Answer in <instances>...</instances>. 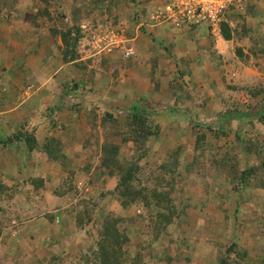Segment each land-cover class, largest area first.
Segmentation results:
<instances>
[{
  "label": "rangeland",
  "instance_id": "1",
  "mask_svg": "<svg viewBox=\"0 0 264 264\" xmlns=\"http://www.w3.org/2000/svg\"><path fill=\"white\" fill-rule=\"evenodd\" d=\"M164 1L0 0V67L19 65L21 58L26 60L22 56L27 54L29 63L34 65L37 61L32 51L40 53L42 49H54L51 51L56 53L54 59L64 64L71 63L74 56L76 62L62 68L58 85L70 98L57 102L55 105L60 106L56 111L51 105L47 129L51 131L50 128L60 126L62 117L68 121L72 117L66 111H75L78 107L90 128L87 143L79 152L80 157L86 158L81 162L88 160L82 168L89 176L73 168V175L68 174L61 165L57 172L62 170L61 174L68 175L53 181L61 186L51 190L54 183L48 180L45 191L40 192L38 182L30 181V174L44 177V172L39 170L40 166L31 169L28 165L30 173L13 184L15 193L11 185L1 182L0 264H102L95 257L99 244L105 240L100 230L107 221L113 223L115 219H121L116 227L129 237L120 254L125 264H189L188 257L195 264H218L221 260L225 264H264V188L256 184L264 173L261 166L264 133L259 129L257 132L256 126L251 127L244 117L243 123H231L236 118L234 113L237 116L248 113L253 104L244 112L243 103L251 101L244 100L242 89L227 93L223 76L222 89L211 87L213 94H201L205 100L195 95L192 98L198 102L187 105L184 95L187 88L191 90L188 83L193 81L189 75L191 65L187 63L195 55L190 38L191 49L188 48L187 31L166 37L148 30L151 24H156L152 19L163 8ZM248 4L249 0L242 9L234 4L222 16L221 23L237 13L247 12ZM66 35L68 39L63 42ZM134 38L136 41L132 43ZM128 41L132 44L129 47L136 46V55L131 58L125 56ZM210 53L208 63L213 53L214 58L218 57L216 51ZM263 58L264 54L254 55L250 61L264 68ZM217 64L220 69L221 63ZM256 76L258 82L252 86L263 88L264 73ZM194 82H198L197 78ZM141 89L144 90L139 93ZM252 89H246L248 98L254 92ZM202 100L203 103L199 102ZM208 102L214 108L210 113L206 110ZM133 104L146 110L145 127L134 125ZM170 108L182 113V117L172 110L170 113ZM226 114L230 117L228 128V121L223 117ZM191 116L195 119L191 120ZM259 118L264 123L263 110ZM173 119L185 120L192 127L187 132L180 131L182 136L176 135L174 126L169 124ZM26 124L20 121L18 127ZM135 132L149 133L141 139L145 144L135 141ZM124 138L129 141L124 143ZM195 139V150L176 146L179 140ZM110 142L120 144L122 157L138 166L136 187L146 188L144 191H150L149 195L154 191L164 193L173 201L178 211L167 228L168 236L155 240V205L148 209L138 200L125 207L126 201L115 193L119 177L96 173L103 149ZM16 144L28 152L23 144ZM245 145H252L250 148L256 153L249 156ZM58 151L63 155L60 145ZM174 152L178 153V162L172 159ZM88 153L89 158L85 156ZM139 156L142 157L140 165L136 162ZM33 157L38 159L37 155ZM27 160L31 162L30 154ZM164 162L171 164L169 173L161 168ZM227 165L233 169L232 179L220 176L221 168ZM44 166L48 179L54 176V168L48 169L45 161ZM248 166H257L260 170L245 180L243 170ZM71 186L70 193L63 197ZM207 201L221 211L208 215L201 209V213L187 214L190 207H199Z\"/></svg>",
  "mask_w": 264,
  "mask_h": 264
},
{
  "label": "crops",
  "instance_id": "2",
  "mask_svg": "<svg viewBox=\"0 0 264 264\" xmlns=\"http://www.w3.org/2000/svg\"><path fill=\"white\" fill-rule=\"evenodd\" d=\"M248 8L249 10L247 12H242V14L237 13L236 15H233L231 18H229V20L224 21L226 22L230 30L229 38H224L221 31L219 33L211 31L209 25L207 24H197L193 29H191L192 27L177 28L166 24H151V26L148 27V30H152L153 33L160 32L165 36H171L172 34L175 35L178 32L183 33L184 31H187L186 39L188 41V48L191 49L192 47V49L195 50V53L194 51H191L193 54H195L192 56V62L190 61L189 63H187L191 65V74L189 75H191V79L193 80L192 83H188V86H191V90L187 88L188 91H186L184 95V98L186 99L187 105L189 107L193 103L198 102L196 99L193 100L192 98L195 95L199 96L205 92L211 95L213 94L211 87L222 89V86L224 84L222 78L223 76H225L226 81L224 85L227 93H230V91H232L233 93L240 92L239 89H242V91H244V100L247 101L249 99V101H251L248 103H243L242 108H244V112H246L245 109H247L250 104H253V107L251 109L249 108L250 112L248 113H241V116H237L238 114L234 113L233 116H235L236 118H233V121H231L232 125H235L236 123L238 124L239 121L242 122V118L244 117V119L248 123H250L251 127L256 126V131L259 129V131H263L264 133V123H261L259 118L262 115V110L264 111V99L262 97L264 94V87H258L259 89H255V87L252 86L253 83L255 84L258 82L256 75H262V73H264V68L259 67V65L256 64L254 65L253 61H250L254 60V55L264 54V0H249ZM162 28L163 31H161ZM188 31H190V33ZM210 33L213 35H210ZM189 38L191 47L189 45ZM131 40V42L134 43L136 41V38ZM129 45L132 44H129L128 41L127 48L129 47ZM135 47L136 46H132V48L129 47L128 49H126V51L131 49L134 53L133 56H135ZM49 48L50 44L48 45L47 49ZM51 51H54V49L47 51L42 49L40 53L32 51V55L36 56L37 61L34 65L29 63L28 58L30 57V55L27 54L25 56H22L23 58H26V60L23 61L21 58V63L19 65H5V69H3L4 67H0V131H3L0 132V140L2 141L8 139L13 135V133H16L19 130L18 125L20 121L27 123L26 128L28 129V131H31L35 134L37 140V148H35L33 151L27 152V155L30 154L31 156V162H29L25 154L22 153L23 150L17 148L18 145L15 144L16 142L11 143L10 140V142H8L9 144L7 145L0 144V178L2 179V181L0 179V184L2 182L7 183L9 187L11 185L12 191L14 193L16 192V186L13 184L17 181L22 180V176H26L29 173L28 165L32 167L31 169H33L35 166L37 168H39L40 166L41 169L39 170H42L44 172V175H46L44 161L47 168L49 164L48 169L54 168V176L50 175V178L48 179L51 180L52 183H54V185H51V190H56V186L59 185V183L57 184V181H53H59L61 180V178H59L60 176H63L65 174V176H67L68 174H70L72 172V168L75 169L77 173H84L85 175L89 176V173L82 168L84 164L85 166H87L88 163L86 162H88V160L81 162L82 158H84L83 160H86V158L80 157L79 152L83 151V144L87 143L86 139L89 137L88 135L90 128L89 125L85 123V120L81 117L82 111L79 109L80 107L77 106L78 108L75 109V111H66L68 112V114H70V117H72L69 118L68 121L67 118L63 119L62 117L59 121L60 126L58 124L56 127L50 128L51 131L47 129V126H49L48 123H50L48 119L51 111V105L56 111L55 108L60 106L55 105L57 104V102L60 101L62 103L66 99L70 98V96L66 94L65 89L62 88L60 90V86H58L60 85L59 77L63 76L62 70L66 67V64H74L76 62L75 60L71 63L64 64L58 58L54 59L56 53ZM213 51L217 52L216 54H218V57L217 59L214 58L215 56L213 53V57H211L210 61L211 63H208L207 54L211 55L210 52ZM249 55L250 58H248ZM262 60H264V58L261 59V61ZM199 61H201V63ZM23 63L24 66H22ZM61 63L63 65H61ZM217 63H221L220 69V66ZM250 74L253 75V79L252 75L250 76ZM246 76H250L249 79H247ZM195 78H197L198 80L197 83L194 82ZM199 82H202V84L198 85ZM229 85H233L236 88L233 87V90H230ZM97 86L98 80L96 88ZM247 88H253L252 90L255 92H253V96V93H251V95L248 94L249 98L247 94H245L248 93L246 92ZM137 90L138 89H136L135 92H137ZM143 90L144 89H141V91L139 90V93L143 92ZM206 90H208V92ZM8 92H10V95H8ZM201 96H203L202 99L205 100V95ZM177 98H179V96ZM181 99L183 98L181 97L179 99L180 103ZM203 100L199 102L203 103ZM213 100L214 97L211 98L212 102H214ZM209 102L206 106V110L210 113L214 110V108L213 104H209ZM134 106L137 105L133 104L131 106L132 110H134ZM171 110L176 116L182 117V113H176L177 110L174 111L171 108L170 113ZM223 117L224 119H227V121L230 120L229 114L223 115ZM193 118L194 116H191V120H193ZM170 123L172 124V126H174L173 133L176 134L177 132L176 135L180 134V136H182L181 134L183 131L187 132L192 127L187 125L185 120L182 121L181 119H179L178 121L176 119H173L171 122H169V124ZM220 123H222V121ZM229 123L230 121H228L226 128H228ZM219 127L221 128V126ZM51 138H54V140L61 144V147L63 148L62 154L65 156L64 163L50 160L47 154L43 152V146ZM196 145L197 144L195 139V141L191 140L189 142L179 140L176 146L177 148L182 147V149L195 150ZM77 152L79 153V155H77ZM34 155L38 156L37 160L34 159ZM85 156H88L89 158V156L91 157V154L89 155L88 153ZM24 164L26 165V167L24 166ZM57 164L59 165L55 168L54 166ZM61 165L63 166L62 170L67 171L68 174L64 171L63 172L65 174H61L62 170L60 172H57L58 167ZM73 173L74 172H72L71 174ZM77 176L78 175L75 176L76 179ZM69 193L70 190L65 192L63 194V197ZM228 196L230 195H227L226 197H231ZM201 203L202 204L199 207L196 205L194 208L190 207L189 209H187V214H190L191 212L198 213V211H200L201 213V209H204V211H206L205 214L208 215L215 214L216 212L221 211L220 209H216V207H212V205H210L211 202L209 203L207 201V203ZM218 206L219 205H217V207Z\"/></svg>",
  "mask_w": 264,
  "mask_h": 264
},
{
  "label": "trees",
  "instance_id": "3",
  "mask_svg": "<svg viewBox=\"0 0 264 264\" xmlns=\"http://www.w3.org/2000/svg\"><path fill=\"white\" fill-rule=\"evenodd\" d=\"M220 28H221L220 30H221L222 36L224 38H229L230 30L226 22H222L220 24ZM67 39H68L67 35L63 36V42H66ZM76 44H77V40L75 41V45ZM75 60L76 59L73 56L70 62L75 61ZM133 109H134L133 118L135 121L134 125L135 126L141 125V127H145L147 117H145L144 114L146 113L145 112L146 110L138 106H134ZM223 133L226 134L225 132ZM147 136H149V133L147 132H135L134 133L135 141L139 143L141 142L143 144H145V142L141 139H145V137ZM198 139H201V137L198 136ZM10 140H11V143L19 142L20 144H23L26 151H33L35 148H37L36 136L31 131H28V129L26 128V125H21L19 127V130L16 133H13V135L9 137L8 139L2 140V141L0 140V144L3 143V145H7L9 144L8 142H10ZM123 141L124 143H126L129 141V138H124ZM59 145L61 146L59 142L54 140V138H51L43 146L42 148L43 152L47 154L50 160L59 161V162H61V159H62V162L65 160V156L61 155L58 151ZM245 146H246L245 150L249 152V156L253 153H256V150L252 151V148H250L252 145H249V146L245 145ZM17 148H19V146H17ZM121 151H122L121 145L116 144L114 142L108 143L103 149L99 169L97 167L96 173L100 174L101 176L104 174L108 177H119L118 179L119 182L115 188V193L116 195H120L122 200L126 201L124 202L125 207H128L130 204L138 200H142L148 209H151L153 205H155V208L157 209V221H156V225L154 228H156V231H157L155 235L156 236L155 240L158 241V239L161 238L163 235L168 236L167 228L172 224L173 220L175 219L177 215L178 210L173 205V201L170 200L168 196H164V193L154 191L155 190L154 189L152 190L154 192L151 191L152 193H150L149 195L150 191L148 190L144 191L146 188L143 189V188L136 187L134 185V182H137V180L139 179V178L137 179L138 166H136L135 164L131 165L132 163L126 161L125 157L124 158L122 157ZM23 152L24 151H22V153ZM177 152H174V155L172 156V159L175 160V162H178ZM23 154H25L26 157L29 156V154L27 155V152H24ZM170 155H171V152H170ZM141 159L142 157L139 156L136 162L139 164ZM261 166H264V161L262 162ZM161 168L164 171H167V173H169L171 164L164 162V164L161 165ZM246 168L247 169L243 170L244 171L243 175H244L245 180L248 177V175L249 177L253 176L254 174L258 173L260 170V167H257V166L256 167L248 166ZM232 171H233L232 167L228 168V165L227 167L224 166L221 168L220 176L224 177V179L226 178L229 179V177H231L232 179L233 178L231 174ZM121 175L123 176L122 178H121ZM30 176H31L30 181L32 183L38 182V187L40 188V192L42 190L45 191V188H46L45 186H46V183L48 182V178L45 177L46 175H44L46 179L41 176L35 177V176H32L31 174ZM37 178H40V179H37ZM35 180H39V181H35ZM258 180L259 182L256 183L258 187L264 188V173L262 176L259 177ZM62 184L64 185V183ZM0 186H2V184H0ZM59 186H61V183H59L57 187ZM243 186H245V184H243ZM233 188H234V185H233ZM70 189H72V186L71 188H69V190ZM62 194L63 193L61 192L60 196ZM119 222H121V219L120 220L115 219L113 220V223H111L110 221H107L104 228H101L100 230V234L101 236L104 237L105 240L99 244V248L97 252L95 253V257L98 260H100L102 264H125L120 254L122 252L121 250L122 245L125 244L127 241H129V237L126 233L120 232L121 230H118L116 226ZM232 249H233L232 247L229 248V250H232ZM139 259H141V257H139ZM186 262H188L189 264H195V260L190 257L187 258ZM218 262H220V260ZM218 264H225V262L221 260V262Z\"/></svg>",
  "mask_w": 264,
  "mask_h": 264
},
{
  "label": "built area",
  "instance_id": "4",
  "mask_svg": "<svg viewBox=\"0 0 264 264\" xmlns=\"http://www.w3.org/2000/svg\"><path fill=\"white\" fill-rule=\"evenodd\" d=\"M247 0H165L163 8L155 14L152 20L156 24H166L174 27H192L197 24L209 25L211 31L219 33L222 16L234 4L243 8ZM134 55L127 50V58Z\"/></svg>",
  "mask_w": 264,
  "mask_h": 264
},
{
  "label": "clouds",
  "instance_id": "5",
  "mask_svg": "<svg viewBox=\"0 0 264 264\" xmlns=\"http://www.w3.org/2000/svg\"><path fill=\"white\" fill-rule=\"evenodd\" d=\"M129 58H131V57H129Z\"/></svg>",
  "mask_w": 264,
  "mask_h": 264
}]
</instances>
